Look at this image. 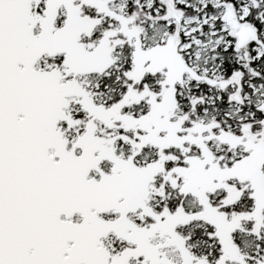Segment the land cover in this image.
<instances>
[{
	"label": "snow or ice",
	"instance_id": "6c2138e0",
	"mask_svg": "<svg viewBox=\"0 0 264 264\" xmlns=\"http://www.w3.org/2000/svg\"><path fill=\"white\" fill-rule=\"evenodd\" d=\"M0 264H264V0H0Z\"/></svg>",
	"mask_w": 264,
	"mask_h": 264
}]
</instances>
